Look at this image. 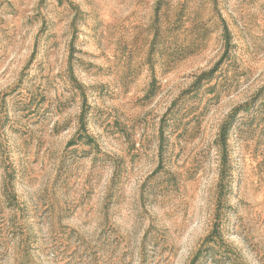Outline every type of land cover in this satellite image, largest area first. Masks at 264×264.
Here are the masks:
<instances>
[{"label": "rangeland", "instance_id": "1", "mask_svg": "<svg viewBox=\"0 0 264 264\" xmlns=\"http://www.w3.org/2000/svg\"><path fill=\"white\" fill-rule=\"evenodd\" d=\"M0 264H264V0H0Z\"/></svg>", "mask_w": 264, "mask_h": 264}, {"label": "trees", "instance_id": "2", "mask_svg": "<svg viewBox=\"0 0 264 264\" xmlns=\"http://www.w3.org/2000/svg\"><path fill=\"white\" fill-rule=\"evenodd\" d=\"M232 118H234V117H232Z\"/></svg>", "mask_w": 264, "mask_h": 264}]
</instances>
